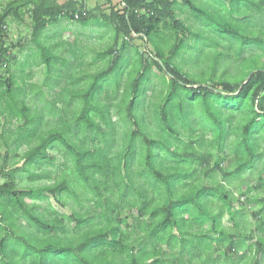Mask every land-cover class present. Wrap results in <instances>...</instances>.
<instances>
[{"label": "trees", "instance_id": "trees-1", "mask_svg": "<svg viewBox=\"0 0 264 264\" xmlns=\"http://www.w3.org/2000/svg\"><path fill=\"white\" fill-rule=\"evenodd\" d=\"M178 1L121 0L120 10L111 9L102 15L114 29L113 44L102 51L103 56L110 57L109 66L82 88L73 86L72 80L69 87H64L63 95L57 94L59 90L55 96L48 92L50 101H45L42 110L55 119L49 127L45 125L48 121L44 112L37 108L30 110L24 102V88L16 85L10 72L15 56L4 40L8 21L20 20L25 13L29 15L30 38L35 45L32 56L50 68L56 57L50 53L54 45L47 37L42 39L41 33L61 19L86 24L96 11L84 10V0H69L62 5L55 0H9L0 9V96H4V104L7 96L15 98V117L22 120L14 131L2 132L0 139L6 147L14 144L12 153L16 157L17 150L27 146L21 155L24 164L20 169L29 174L30 180L46 176L45 172L37 174L30 169L42 161H50L49 149L54 145L65 150L63 156L69 163L48 185L18 187L12 173L0 184L1 264H188L193 257V248H189L192 243L209 254L202 264H217L213 252L219 249L215 250L214 243L224 244L227 236L229 242L222 246V251L230 260L226 264L234 262L233 255L225 252L237 255L232 242L234 233L220 223L224 213L233 217L235 202L224 182L230 185L229 178L238 179L255 166L261 155L264 67L244 70L239 75L227 74L224 59L216 48L220 41L226 43L223 48L232 46L238 31L224 21L215 22L210 17L211 9L202 10L190 0H181L199 24L194 32L191 25L177 17ZM251 2L257 13L262 11L263 0ZM228 9L231 14L238 13L232 8V0ZM241 15L245 17V12ZM260 25H263L261 20ZM204 38L212 40L202 41ZM249 38L242 37L241 46L250 45V40L256 45L258 38ZM134 39L145 43L146 52L132 45ZM130 47L139 67L134 78L130 76L122 82L123 68L118 64ZM185 52L186 59L179 62ZM201 63L205 68L198 72L196 66ZM220 63L224 69L216 75ZM117 67L115 84L106 80L97 88L96 82ZM151 70L160 76L162 88L146 98L145 83ZM81 83L79 80L78 84ZM56 84L54 80L53 85ZM120 84L124 86L121 90ZM71 86L72 94L67 91ZM59 100L63 101L62 109H57ZM5 108L8 122L9 104ZM112 115L117 119L113 120ZM117 126L121 128L118 138ZM228 144L233 154L231 171L220 169L218 163L215 165L222 173V180L194 177L193 167L207 161L206 147L223 156ZM209 171L208 168L204 172ZM42 192L59 202L71 198L80 210L72 209L66 216L48 207L51 212L46 209L39 213L25 203V198H43ZM209 197L221 201L216 212L209 207ZM258 200L264 202L263 198ZM195 212L201 213V220ZM62 216L64 221L60 219ZM21 219L40 235L28 231ZM71 222L75 224L69 227ZM237 225L233 220L231 226ZM263 228L264 221L260 229ZM3 232L6 233L2 236ZM211 233L216 236L208 235ZM239 234L240 242H237L242 247L245 232ZM24 235L38 238L39 243L30 241L26 245L28 249L37 248V255L29 250L21 256L17 254L10 237L21 236L26 244ZM250 237L252 234L247 235ZM163 244L172 251H162ZM9 247L12 250L8 254ZM255 249L254 261L249 259L248 263L264 264L257 259V253L264 249V238L257 237ZM185 254L192 257L185 261Z\"/></svg>", "mask_w": 264, "mask_h": 264}, {"label": "rangeland", "instance_id": "rangeland-1", "mask_svg": "<svg viewBox=\"0 0 264 264\" xmlns=\"http://www.w3.org/2000/svg\"><path fill=\"white\" fill-rule=\"evenodd\" d=\"M190 1L199 9H211L210 17L215 22L218 21L222 23V21H224L228 23L230 27L235 28L238 31L239 35L235 39V43H233L232 46L223 48V44L226 43L225 41L221 42L220 39L222 38L219 37L220 43L216 48V50L218 51L217 53L221 54L222 58L224 59L226 66L225 72L227 74L239 75L244 70H256L258 67H264V0L262 2V11L259 13H257L251 5V1L253 0H232V8L234 7L235 10H238V13L235 12L234 14H231L229 12V0ZM259 2H261V0H259ZM121 7H123V5H120V8ZM105 10V8L100 9V11ZM243 11L245 12V17L241 15ZM92 12H94V10H92ZM95 13L97 15H95V17H91L86 22V24H84L83 22L74 21V25L69 26L68 30L65 31H63L61 27L52 25L50 28H46L41 33L42 39H44V37H47L49 43L54 45V50L50 53L55 54L56 57L53 60V66H51L50 68H46L41 63H38L39 59L37 56H32L35 50V45L30 38V27L25 24H7L4 40L6 42V46L10 48L11 53L15 56L14 62L10 64V72L14 76L16 85L18 84L20 87L24 88V102L28 103L30 110L33 108L42 110L45 101L48 99V101H50V96L48 94L50 93L53 96L57 94L63 95L64 87H69L72 80L75 82V85L73 86H80L81 88L86 86L89 82L93 81L95 75L100 74L104 69H106V67L109 66L110 57L103 56L102 51L113 44L114 29L111 23L105 21L102 18V15L99 11H96ZM190 13V8H188V6H186L182 3L181 0H179L178 6L176 8L177 17L181 19L184 24L191 25L193 30H195L194 32H197L199 24L193 20ZM241 17L244 18V20ZM260 20L263 25H260ZM246 22L249 23L246 24ZM255 23L257 25H255ZM213 27L215 28L217 27V25H213ZM51 28H57V31L56 29ZM54 31H56L55 34ZM166 34H169V32H167ZM240 35L242 36L240 37ZM244 36H247L248 38L250 37L251 39L257 37L258 40L255 41L256 45L258 44L257 46H259L258 48L260 49H258L254 42H252L253 40H250V45L247 44L241 46V43L243 42L241 41V38ZM223 38L225 39L226 37L224 36ZM211 40L208 38H204L202 41L211 42ZM188 42L191 44V41L188 40ZM132 45L136 46L139 51L143 52L145 50L144 52H146L145 43H143L141 39H134L132 41ZM212 53L216 52L212 51ZM254 53H256V55ZM251 54L254 55L250 56ZM187 55L188 53L185 52L182 58H179L178 61H184ZM247 56L248 58H245ZM135 58V53L132 47L128 48L124 52V59L121 60L118 64V66L121 65V67L123 68L121 73L122 82H125L127 77L128 79L130 76L132 78L135 77L139 67L138 63H135ZM189 65H191V63H189ZM223 66V63H220V65L217 67V71L215 72L216 75L221 74L220 71L221 69H224ZM117 68L101 77L96 82V87L98 88L99 86H102V82L106 80H111L112 83L115 84V75L119 73V68ZM204 68L205 66L202 65V63L196 66V70L198 72ZM54 80L57 81L56 86L53 85ZM79 80H82L81 84H78ZM50 86H53V89H50ZM37 87L38 89L36 90ZM123 87V84H120V90ZM160 88H162V80L160 79L159 75H156L155 70H151L149 72L148 81L145 83V89L147 91L146 98H149L151 94L154 93V91H159ZM73 89L74 88L71 86L67 91L72 94ZM58 90L59 92L56 94ZM3 97L0 96V134L2 132H5L4 134H8V131L12 132L18 126H21L22 120L18 121L15 117V115H17V105L15 98L12 100L7 96L5 104H9V108L7 110L8 122H6V108ZM115 100L117 101L118 98L116 97ZM110 101H112V99H110L108 102ZM62 102L63 101L61 100L57 102V109L63 108L64 104ZM42 111L45 114V120L48 121V124L45 125H47L46 127H49V123L54 122L55 119L51 115H47L46 110ZM111 117L113 120L117 119L115 115H112ZM11 118L12 120L10 121L9 119ZM46 127L44 126L43 128L46 129ZM115 132V136L116 138H118L117 136L121 133L120 126L116 127ZM88 144L89 146H91V143ZM115 145L116 143L113 144V147H115ZM260 147L262 148L261 155L257 159L253 168L244 171L238 179L229 178L228 180L231 181L230 185L226 181L224 182L227 186V189H229L230 193L234 197L235 201L234 204H232L233 217H231L229 214L224 213L220 218L221 225L226 227L228 231H233L234 233L233 237L235 240L232 239V242L234 248L237 250V255L235 254L236 252H232L231 254L230 251H225L228 255H233L234 262L232 264H250L248 263L249 259H253L254 261V255L256 254V239L259 236L260 238H264V228L260 229L262 222L264 221V202H260L258 200L259 198L264 199V141L260 142ZM13 148V143H9L6 147L3 140L0 139V184L4 183L12 173L18 187H38L43 184L48 185L53 182L52 180L57 175H59L61 171L66 170V167L69 166V163L65 162V158L63 156L65 150H62L59 145H54L49 149V153L52 159H50V161H42L41 163L36 164L30 169L31 172L37 174L45 172L46 176H41L40 178L30 180L28 176L29 174L26 171L20 169V167H22V165L24 164V160L21 155L27 150V146L22 145L17 150V157L12 153ZM207 148L208 147H206V151L203 150L206 155L207 161L205 162V160H203L205 162L204 165H195L193 167V169L195 170L194 177H207L215 181H220L222 180L223 176L219 170H216L217 168L215 167V165L218 163L220 169L222 168L228 170V172L231 171L230 163L233 160V154L231 152V149L229 148V144L224 149L223 156H217L215 149ZM7 149L11 150V152H7ZM5 155H7V157L4 161ZM62 164L64 165L62 166ZM208 168L210 169V171L205 174L204 171ZM42 195L43 198H25V203L29 206H33L34 210L39 213L48 209V207L52 208L53 210L57 209L66 216L70 215L72 209H75L76 211L80 210V207L76 206L71 198H64L63 201L59 202L55 197H52L47 192H42ZM209 200V207H211L214 212H216V207L221 204V201H218L216 198L212 197H209ZM51 211L52 210H49V212ZM200 214L201 213L198 212L194 213L198 220H201ZM60 219L64 221L63 216ZM233 220L237 221L238 225L236 226V228L231 226L233 224ZM130 221L131 220L128 219L129 223ZM20 223L25 225L23 219L20 220ZM194 223H196V221H194ZM74 224V222L69 223V227H72ZM208 226L209 224L207 225V228ZM25 228L30 232H36L35 229L31 226L25 225ZM243 231L245 232V234H243V236L245 237V244L242 247H239V233ZM5 233L6 232H3V234L1 233L2 236L5 235ZM173 233L176 234V231L173 230ZM37 234L40 235L39 233ZM248 234H252V237L247 238ZM208 235H210L211 237L216 236L215 233H211ZM24 239L26 240V244L22 243L23 239L21 238V236L19 239L10 237V240L13 243L12 245L16 246L17 254L21 256V254L27 253L29 250L30 253L37 255V248L28 249V246L26 245L27 242L30 241L33 244L39 243L38 238H36L35 236L29 237L28 235H24ZM228 240L229 237H225V240L223 241L225 247L228 245ZM237 240L239 242H237ZM214 244L217 245V248L215 250L219 249L218 251L213 252V255L218 258V260H216V263L226 264L230 262L229 258H225L224 252L222 251V246L224 244ZM189 245L191 246L189 248H193V257L189 254H185L183 256V259L185 261L188 257H192L187 261L188 264H202L205 259L209 258L208 252H203L200 249V246H196L197 244L193 245L192 243ZM250 245H252L251 248ZM160 248L164 252L172 251V249H169L167 244H163L162 246H160ZM11 250L12 248L9 247L6 251L9 254ZM262 250L264 249H260V251L257 253V259L260 262L264 261L262 258ZM200 252L201 254H198ZM204 264L212 263L205 262Z\"/></svg>", "mask_w": 264, "mask_h": 264}, {"label": "crops", "instance_id": "crops-1", "mask_svg": "<svg viewBox=\"0 0 264 264\" xmlns=\"http://www.w3.org/2000/svg\"><path fill=\"white\" fill-rule=\"evenodd\" d=\"M7 1H9V0H0V9L6 4ZM55 1L57 4L62 5L69 0H55ZM74 1L78 2L79 0H74ZM120 5H122L121 0H110L109 2L106 0H84L83 8L86 11L94 10V12L99 11L101 13V15H107L111 11V9H114L117 11L120 10ZM101 8H105L106 10L100 11ZM93 17H95V16H93ZM30 21L31 20L29 18V15L27 13H25V15L23 17H21L20 20H16V19L12 18L8 21V24H12V23L17 24V25L25 24V25L30 27V25H31ZM71 25H74L73 21H67L65 19H61L57 24H53V26L61 27L63 29V31L68 29V27ZM51 26L52 25H49V26H47V28L48 27L50 28ZM57 28H51V29H56V31H57ZM56 31H54V34L56 33Z\"/></svg>", "mask_w": 264, "mask_h": 264}]
</instances>
